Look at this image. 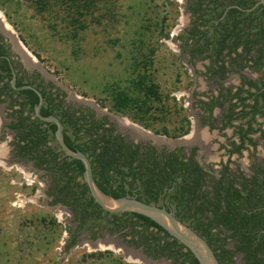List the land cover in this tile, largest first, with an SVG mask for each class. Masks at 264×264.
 <instances>
[{
  "label": "trees",
  "instance_id": "trees-1",
  "mask_svg": "<svg viewBox=\"0 0 264 264\" xmlns=\"http://www.w3.org/2000/svg\"><path fill=\"white\" fill-rule=\"evenodd\" d=\"M30 1L39 12L53 11L56 6L50 0ZM58 1L81 30L85 26L79 18L94 12L99 3H106L105 0ZM188 1L191 21L186 31L187 45L192 47V58L209 60L206 75L224 77L228 69L225 64L260 74L258 81L242 76V84L234 92L227 90V95L221 96L222 101L206 105L211 112L215 105L221 108L228 103L227 126L239 122L234 126L237 141L230 143L228 156L240 157L249 147L256 151L258 141L254 137L258 136L264 143V132L258 122L264 118V9L258 6L250 12L244 11L251 9L257 0ZM71 11L76 18L71 16ZM162 37L167 38L168 34L163 33ZM153 52L150 50L146 58L135 64V77L129 88L113 90L111 107L116 113L131 116L146 129L155 123L176 120L179 124L174 130L162 126L154 132L171 138L182 137L189 131L188 120L179 109L172 111L169 100L160 95L158 85L148 73ZM37 100L35 96L33 105ZM53 100L50 99V106L42 111L43 116L52 113ZM26 107L27 103L22 104L23 111ZM29 111L32 112L33 107ZM61 115V122L70 132L69 136L65 135L66 145L88 156L95 181L104 194L114 199L136 197L170 210L205 238L220 264H232L236 254L243 255V264H264V164L256 162L254 152L249 155L251 176L245 177L238 169L232 171L228 160L220 165L216 177L210 168L205 170L194 160L193 153L185 157L180 150L157 151L126 142L123 137L112 134L113 127H104V119L94 120L93 112L88 109L63 111ZM29 120L27 116L20 118L18 124L10 125L11 129H22L11 146L14 155L34 162L37 169L49 176L51 204L63 205L72 212L76 228L69 246L74 245L79 231H99L105 224L113 227L111 231L129 226L131 242L136 248L145 247L147 256L172 259V264H198L188 249L149 218L104 212L89 196L82 180L81 162L49 146L54 141L55 126L38 119L25 123ZM109 216L113 221H108ZM229 242L233 243V250L227 248Z\"/></svg>",
  "mask_w": 264,
  "mask_h": 264
},
{
  "label": "rangeland",
  "instance_id": "rangeland-1",
  "mask_svg": "<svg viewBox=\"0 0 264 264\" xmlns=\"http://www.w3.org/2000/svg\"><path fill=\"white\" fill-rule=\"evenodd\" d=\"M50 1L55 2V9L39 12L30 0H0V22L10 28L9 41L13 47L18 46L14 50L26 66H37L66 92L72 103L89 105L113 116L123 130L132 131L136 141L143 137L170 147L184 143L193 146L198 142L194 132L173 139L155 134L154 130L162 126L171 131L177 128L176 115L173 122L155 123L146 129L111 107L113 90L129 88L135 77L133 67L154 50L148 73L160 95L169 100L172 111L179 109L197 128L202 159L216 165L215 169L220 160H226L220 146L232 137L233 129L208 134L201 128L199 111L192 105L195 94L213 87L200 74L203 63L191 64L183 48L191 21L185 0H105L109 3L101 2L94 12L79 18L85 26L82 30L72 23L58 0ZM163 33L168 37H162ZM20 49L27 58L23 59ZM247 74L256 77L252 72ZM236 77L230 75L226 82L236 83ZM219 113L217 110L216 115ZM6 122L4 108L0 107V264H172L166 258L149 262L141 250L109 234L90 241L86 232L79 231L74 245L69 246L76 228L73 215L61 205L51 204L50 178L45 171L13 158V136L3 129ZM260 122L264 130V120ZM256 153L262 158L263 146ZM233 161L249 172L248 152L233 157ZM104 241L106 245L101 243Z\"/></svg>",
  "mask_w": 264,
  "mask_h": 264
},
{
  "label": "flooded vegetation",
  "instance_id": "flooded-vegetation-1",
  "mask_svg": "<svg viewBox=\"0 0 264 264\" xmlns=\"http://www.w3.org/2000/svg\"><path fill=\"white\" fill-rule=\"evenodd\" d=\"M186 1V6L188 5L189 1ZM190 14V13H189ZM191 17V16H190ZM190 27V25H189ZM189 30V28H188ZM187 35V34H186ZM9 37L7 35H5V33L2 30V27L0 25V107L4 108V115H5V119L8 121L6 122V126L3 127V129L6 130V133L8 134H12L13 139L15 137V135H17L18 131H22V129H18V130H14L10 128V125L13 124H18L20 118H24L27 116H29V121H26L25 123L27 124H31L32 121H34L35 119H37V117L35 116L34 113V106L37 105L39 99L37 100V102L33 105L34 101H35V96L38 98V95L31 89L26 88V87H32L34 89H36L42 96L43 98V105L41 108V114L42 111L45 110L46 107L50 106L49 104V100L53 99L52 101V108H54L52 110V113L50 115H53L55 117H57L60 121H61V114L63 113V111H86L87 109L93 112V119L94 120H105V124L104 127L105 128H109V127H113V135H119L121 137H123V139L130 143V144H134V145H140V146H149V147H153L155 148L157 151H161V150H165V151H169L172 152L174 150H180V153L183 154L185 157H189L192 153H193V158L194 160L201 166L203 167L205 170H208L210 168V172L212 175L217 177V173L218 170L220 169V165L221 164H226L228 160L231 161L230 164V168L232 169V171H236L238 169L239 172H242L243 175L245 177H249L251 176V171L249 169V172H245L241 169V167L239 166V164H236V162L233 161V157H238L237 155H232V156H228L227 150L230 149V143L232 141H237V137L235 136V130L236 128L234 126L238 125V121L233 122L232 126H227V113L226 110L229 107L228 103H225L223 105V107L219 108L218 106H214V108L211 110V112L208 111L207 108V104H209L212 101H222V95H227V90H231L232 92H234L236 90L237 87H239L242 84V76L247 77L250 80L253 81H258L260 74L254 72L253 70L250 69H242L239 70L237 67H230L229 64H225V66L228 67L227 72L224 74V77L222 74H218L215 77H210L209 75H206L207 73V67H209L210 63L209 60H200L198 59V57L192 58L191 53H192V47L188 46L187 43H189L188 41H186V44H183V48L185 49V54L187 55V58H189V61H191V64H194L195 62H201L203 63V71L200 72V74L205 78V80L207 82H209L211 84V86L213 88H211L208 91L205 92H201L199 95L195 94L194 97H192L193 99V103L192 105H195L196 110L199 111V115H198V120L200 122V125L202 126L201 128H204L208 134H210L211 132H220V133H224L226 130L228 129H233L232 132V137H230L226 144L221 145L220 149L224 150L225 152V157L226 160L224 161L223 159L219 161V163H217L218 168L215 169L214 167L216 165H214L213 163H208L206 162L203 156L201 157V153L199 152V146H200V141L199 139L201 138L199 136V134L196 132L197 128L193 125V122L186 116V119L188 120V133L182 137H186L187 135H191L194 132V136L197 142V144H194L193 146H189L190 143H187V145L184 144H174V147H170L169 144L162 142V143H157L155 141H153L152 139H148V138H140L138 141H136L133 137H132V131L130 129H125L121 128L119 122L113 117L110 116L108 114H103L102 112L97 111L95 108L91 107V106H85L83 104H80L78 102H74L72 103L68 98H67V94L66 92L53 80L48 78L44 72H42L41 70H39V68L36 67H32L30 68L29 66H26L21 58V55L18 52H15L16 48L15 46L13 47V43L11 41H9ZM185 43V42H184ZM15 48V50H14ZM248 72H252V74L256 75L255 78H252L253 76H249L247 73ZM209 74V73H208ZM236 74V83H232L230 84L228 81V78L230 77V75H234ZM15 80L14 82V86L12 85V81ZM7 85L9 87H7ZM175 99V98H174ZM27 103V107L25 109V111L22 110V104ZM59 105V108L55 106ZM215 104V103H214ZM87 105V104H86ZM30 107H33V111L30 112ZM211 107V105H210ZM180 108H184L182 105L180 106ZM219 110L220 113L217 116L216 115V111ZM62 112V113H60ZM101 113V115H100ZM77 115H79V112L76 113ZM47 115V116H50ZM264 120V118H262ZM262 119H258V122L261 124V129L263 130V124L260 122V120ZM40 121V120H39ZM42 122V121H41ZM44 123V122H43ZM62 123V122H61ZM47 124V123H45ZM63 127H64V140H65V135L69 136L70 132L67 130V126H65L62 123ZM43 128H48L47 125H43ZM56 129V127H55ZM48 132L50 133V131L48 130ZM55 132V131H54ZM135 132V131H134ZM264 132V130H263ZM181 137V138H182ZM198 137V138H197ZM254 138L257 139L258 141V147L261 145L263 146L264 149V143L261 139L258 138V136H255ZM173 139V138H172ZM259 141H262V143H259ZM13 143V140H12ZM181 145V146H178ZM199 145V146H198ZM49 146L55 151H61L59 146L57 145L55 139L52 143H49ZM189 146V147H188ZM258 147L256 148V150L258 149ZM12 148V156L13 158H16L17 162H22L25 161V158L22 157H18L16 155H14V149ZM244 152H248V159L250 161V167L252 166V160L249 158L250 154H253V152L256 155V162H261V164H264V156L262 158H259V156L257 155L256 151H253V149L251 147H249L248 150H244L241 153V156H243ZM88 157V156H87ZM28 163L31 164L32 168H35V163L32 161H28ZM43 171V170H42ZM95 179V178H94ZM83 180V179H82ZM50 182L49 181V187H50ZM79 182H81L79 180ZM97 184V183H96ZM53 199V198H52ZM62 207L68 209L67 207L61 205ZM69 210V209H68ZM70 211V210H69ZM71 212V211H70ZM72 214V212H71ZM109 214V213H108ZM121 214V213H118ZM73 215V214H72ZM109 215H113V214H109ZM108 221L111 222L113 221L112 217H108ZM112 226L109 224H105V227L102 228L101 230H91L88 229L87 231H85L88 234V239L91 241H95L97 239L103 238L104 234H109L112 236H115V238L119 241L122 242V244H126L129 247H132L134 250H141V253L146 256V257H150L153 258L151 256H147L146 254V248L145 247H138L136 248L134 243L131 242V236H130V227L127 226L125 228H117L112 230ZM94 236V237H93ZM227 248L233 250V243L229 242L227 244ZM159 258H165V257H159ZM156 258V259H159ZM154 260V259H153ZM168 261L172 262V259H167ZM243 255L242 254H236L233 257V263L232 264H243Z\"/></svg>",
  "mask_w": 264,
  "mask_h": 264
},
{
  "label": "water",
  "instance_id": "water-1",
  "mask_svg": "<svg viewBox=\"0 0 264 264\" xmlns=\"http://www.w3.org/2000/svg\"><path fill=\"white\" fill-rule=\"evenodd\" d=\"M258 6H261L262 9H264V0H257L256 4L251 9H246L244 11L250 12ZM14 82L15 80L12 81L13 86ZM26 88L33 90L38 95L39 101L37 105L34 106L35 116L38 120L56 127L54 139L57 145L65 156L81 162L83 166L82 178L84 184L88 188L89 196L104 212L109 214L132 213L147 217L188 249L197 260L198 264H220L213 249L205 238L200 236L190 226L179 220L170 210L161 205L142 202L136 197H121L119 199H114L104 194L96 184L90 159L80 150H71L66 145L64 140V127L61 121L53 115L43 116L41 114V108L43 105L41 94L32 87ZM143 258L149 262H152L153 260L146 256Z\"/></svg>",
  "mask_w": 264,
  "mask_h": 264
},
{
  "label": "bare ground",
  "instance_id": "bare-ground-1",
  "mask_svg": "<svg viewBox=\"0 0 264 264\" xmlns=\"http://www.w3.org/2000/svg\"><path fill=\"white\" fill-rule=\"evenodd\" d=\"M3 22H0V25H1V27H2V30H3V32L5 33V35H7L10 31V28L5 24V26H3ZM10 34V33H9ZM12 39V38H11ZM16 45V44H15ZM18 47V46H17ZM16 46H15V48L18 50V48H17ZM20 48V47H19ZM20 53L22 54V57H23V59L24 58H27V57H25V53L23 52V51H21V49H20ZM28 60L29 59H27V63L28 64H30V65H32V63L31 62H28ZM33 66V65H32ZM134 133V132H133ZM140 136H142L140 133H138ZM137 136V135H136ZM193 139V138H192ZM102 244L104 243L105 245H106V242L104 241V242H101ZM107 244H112V245H114L112 242H107Z\"/></svg>",
  "mask_w": 264,
  "mask_h": 264
}]
</instances>
